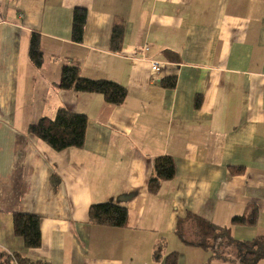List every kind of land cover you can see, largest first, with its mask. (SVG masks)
<instances>
[{
    "label": "crops",
    "instance_id": "crops-1",
    "mask_svg": "<svg viewBox=\"0 0 264 264\" xmlns=\"http://www.w3.org/2000/svg\"><path fill=\"white\" fill-rule=\"evenodd\" d=\"M76 8L87 11L81 43L72 39ZM121 24L122 49L113 52ZM32 33L41 36V68L29 58ZM65 65L121 84L124 104L58 88ZM171 77L174 89L153 81ZM63 108L86 115L87 132L82 148L57 152L28 129ZM165 155L175 178L151 195L154 160ZM108 201L128 209L126 227L90 221V207ZM253 210L256 225L231 224ZM15 213L40 218L39 248L15 234ZM189 213L229 227L237 241L264 235V0H0V264H19L17 255L155 264L160 237L165 256L206 264L210 252L174 241Z\"/></svg>",
    "mask_w": 264,
    "mask_h": 264
},
{
    "label": "trees",
    "instance_id": "trees-1",
    "mask_svg": "<svg viewBox=\"0 0 264 264\" xmlns=\"http://www.w3.org/2000/svg\"><path fill=\"white\" fill-rule=\"evenodd\" d=\"M87 23V11L76 8L73 11L72 39L81 43L84 37L85 25ZM125 26L116 25L111 35V50L120 52L122 49ZM167 55L177 56L166 51ZM29 58L32 63L41 68L43 65V53L41 51V36L32 33L30 38ZM178 60V59H176ZM165 89H174L177 78L171 77L160 81ZM58 88L63 90H74L78 93L100 94L105 101L112 105H122L127 99V89L119 83L109 80H94L83 77L80 69L74 65H65L61 69V77ZM201 98H196V108H200ZM88 118L84 114L72 113L66 109H60L54 119L44 117L37 124L31 125L28 129L31 135L36 136L52 149L62 152L72 148H82L85 144ZM233 173L242 174L241 168H232ZM176 175V165L173 157L165 155L154 160L153 173L149 181L148 189L151 195L159 192L162 184L173 180ZM89 218L93 224L123 228L127 226L129 213L128 209L114 201L93 204L89 209ZM258 211L253 210L247 215L235 216L232 218V225H256ZM192 221V222H190ZM187 222L196 227L194 239L186 237L183 225ZM189 223V224H190ZM15 234L24 240L25 246L29 249H37L42 244L40 218L35 215L15 213L14 214ZM176 233L183 244L188 247L201 248L211 253L209 262L218 260L222 264H259L264 261V235L258 236L252 241H237L232 235L229 227H219L195 216L191 213L185 219H179ZM167 240L160 237L153 248V261L155 264H179L180 253L172 252L165 256ZM228 248V249H227ZM231 251V253H230ZM3 256V255H2ZM19 264H36L17 255Z\"/></svg>",
    "mask_w": 264,
    "mask_h": 264
},
{
    "label": "rangeland",
    "instance_id": "rangeland-1",
    "mask_svg": "<svg viewBox=\"0 0 264 264\" xmlns=\"http://www.w3.org/2000/svg\"><path fill=\"white\" fill-rule=\"evenodd\" d=\"M190 225V226H189ZM184 228V231H185V234H186V237L187 238H189V239H194V233H195V231H196V227L192 224V223H190V224H188L187 226H185V227H183ZM180 238H175V240L174 241H176V243H178V245H180V246H178V247H182V245L183 244H181V239L179 240ZM174 242L171 244V248H173L174 247ZM185 245V244H184ZM183 245V247H185ZM185 249H187V248H185ZM228 249V248H227ZM176 252H179V251H176ZM180 253V252H179ZM230 253H231V251H230ZM211 254V253H210ZM180 256H181V253H180ZM184 261L186 262V263H189L190 261H191V259H190V256H189V254L187 253L186 254V256H185V258H184ZM213 263V262H212Z\"/></svg>",
    "mask_w": 264,
    "mask_h": 264
},
{
    "label": "built area",
    "instance_id": "built-area-1",
    "mask_svg": "<svg viewBox=\"0 0 264 264\" xmlns=\"http://www.w3.org/2000/svg\"><path fill=\"white\" fill-rule=\"evenodd\" d=\"M143 49H144V51H149L150 50V48L148 46L144 47ZM161 70H162V64L159 61L151 62V71H152V73L157 74ZM153 81L156 82V83H160V80H158V79H155Z\"/></svg>",
    "mask_w": 264,
    "mask_h": 264
}]
</instances>
